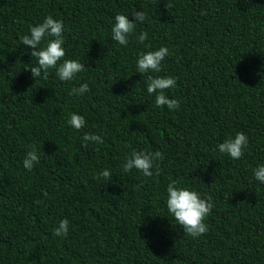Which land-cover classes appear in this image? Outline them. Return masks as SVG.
I'll use <instances>...</instances> for the list:
<instances>
[{
    "label": "trees",
    "instance_id": "trees-1",
    "mask_svg": "<svg viewBox=\"0 0 264 264\" xmlns=\"http://www.w3.org/2000/svg\"><path fill=\"white\" fill-rule=\"evenodd\" d=\"M139 11L128 44L113 41L115 16ZM48 16L64 24L63 59L85 67L70 81L31 75L21 37ZM160 47L162 71L136 72ZM148 76L176 78L164 94L178 109L156 107ZM237 133L248 145L234 160L218 145ZM85 134L103 143L82 147ZM134 151L163 153L151 177L123 171ZM261 165L264 0H0V264H264ZM103 170L111 178L95 179ZM173 180L212 198L206 234L188 236L168 213ZM64 219L67 235L53 236Z\"/></svg>",
    "mask_w": 264,
    "mask_h": 264
},
{
    "label": "clouds",
    "instance_id": "clouds-1",
    "mask_svg": "<svg viewBox=\"0 0 264 264\" xmlns=\"http://www.w3.org/2000/svg\"><path fill=\"white\" fill-rule=\"evenodd\" d=\"M132 22L128 16L118 14L114 18V25L111 28V39L119 45H127L128 37L132 34L136 23H143L146 19L142 11L132 14ZM64 24L62 21L54 20L51 16L46 17L42 23L33 26L29 29V35L21 37V43L31 49L30 56L35 58L37 66L31 67L32 77L48 78L50 69H55V74L60 81H70L78 73L85 70L83 64L76 60H64L65 50L62 45L65 43L63 38ZM46 37H50L45 41ZM147 38V33L144 32L139 36V41L142 43ZM169 54L167 47H160L155 51L140 53L136 62V72L140 74L159 73L162 71V62ZM63 60L62 63H58ZM28 70V69H26ZM176 86V78L174 77H152L148 76L147 93H157L155 97V105L158 108L167 107L168 110L179 108V101L169 99L164 94L166 90ZM89 91L87 83L81 84L78 88H73L69 95H83ZM67 124L79 131L82 129L86 121L83 116L78 114H70ZM84 143L82 147H87L88 142L103 143L100 136L93 134H85L83 136ZM248 145V137L243 133H237L234 138L226 139L218 145L219 152L228 155L234 160H238L243 155V150ZM156 160H163V153L155 151L148 152H132L130 157L125 158L123 171L137 170L145 177L153 175V163ZM39 162V155L34 145L30 146L22 164L25 170L31 171L34 164ZM110 179L108 170L101 171L95 179ZM254 178L260 183H264V165L259 166L254 170ZM167 203L166 208L168 213L174 218L177 225L183 229V232L192 238H197L208 232V225L204 222L206 217L210 215L213 208L212 198L210 196L201 198L196 191H190L187 188L178 186V182L173 180L167 186ZM44 195H47L45 193ZM69 221L61 220L59 225L53 230V236H66L68 233Z\"/></svg>",
    "mask_w": 264,
    "mask_h": 264
}]
</instances>
